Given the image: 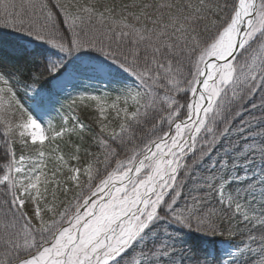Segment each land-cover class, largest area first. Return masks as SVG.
Instances as JSON below:
<instances>
[{"label": "snow or ice", "instance_id": "1", "mask_svg": "<svg viewBox=\"0 0 264 264\" xmlns=\"http://www.w3.org/2000/svg\"><path fill=\"white\" fill-rule=\"evenodd\" d=\"M0 264H264V0H0Z\"/></svg>", "mask_w": 264, "mask_h": 264}, {"label": "rangeland", "instance_id": "2", "mask_svg": "<svg viewBox=\"0 0 264 264\" xmlns=\"http://www.w3.org/2000/svg\"><path fill=\"white\" fill-rule=\"evenodd\" d=\"M41 83H43V82H41ZM95 89L97 91H103L104 86L101 84H96ZM63 102H64V98H61V103H63ZM60 109H61L60 104H56L54 110L49 112L48 115L43 117L42 119L47 120L50 118V119H52L53 123H58L60 120V115L63 114V110H61V112H60ZM58 113H59V115H58Z\"/></svg>", "mask_w": 264, "mask_h": 264}, {"label": "trees", "instance_id": "3", "mask_svg": "<svg viewBox=\"0 0 264 264\" xmlns=\"http://www.w3.org/2000/svg\"><path fill=\"white\" fill-rule=\"evenodd\" d=\"M61 98H63V97H61ZM60 112H61V109H60Z\"/></svg>", "mask_w": 264, "mask_h": 264}]
</instances>
